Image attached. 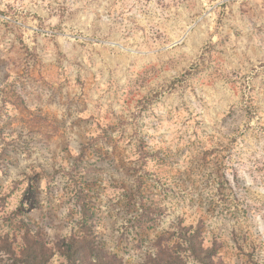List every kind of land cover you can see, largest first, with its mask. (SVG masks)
Wrapping results in <instances>:
<instances>
[{
	"label": "rangeland",
	"instance_id": "rangeland-1",
	"mask_svg": "<svg viewBox=\"0 0 264 264\" xmlns=\"http://www.w3.org/2000/svg\"><path fill=\"white\" fill-rule=\"evenodd\" d=\"M85 232L264 264V0H0V264Z\"/></svg>",
	"mask_w": 264,
	"mask_h": 264
},
{
	"label": "trees",
	"instance_id": "trees-1",
	"mask_svg": "<svg viewBox=\"0 0 264 264\" xmlns=\"http://www.w3.org/2000/svg\"><path fill=\"white\" fill-rule=\"evenodd\" d=\"M191 238H189V243L190 245H192L190 249L192 253L195 256H198L199 254L203 255L198 257V259L201 261H204L205 259L212 260L213 258L212 250H203L200 247L195 246L194 241L191 240ZM33 242H34L33 247L26 246V247H30V249L26 248L27 253L25 252L24 255V257L26 258L25 261L23 262H25L26 264H37V263L40 264L38 262L39 259L46 262L47 260L39 255L40 250L36 248L39 247L40 244H37L36 246L35 241ZM72 244L74 245H72L73 247H71L72 250H70L69 256L71 258L70 261L72 260L74 264L77 261L79 262L78 264H86L87 261L86 259H88L89 256H91L94 253V250L103 254V255H99V254L97 255V264H122L121 260H119L117 256L104 253L99 247H97L93 238L90 236V234H87L86 232H85V238H82L80 241L74 239V242ZM155 264H161V263L156 262ZM207 264H211V263H207Z\"/></svg>",
	"mask_w": 264,
	"mask_h": 264
}]
</instances>
